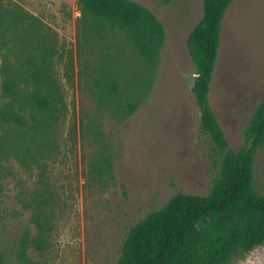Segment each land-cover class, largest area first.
<instances>
[{"label":"rangeland","instance_id":"rangeland-1","mask_svg":"<svg viewBox=\"0 0 264 264\" xmlns=\"http://www.w3.org/2000/svg\"><path fill=\"white\" fill-rule=\"evenodd\" d=\"M131 1L165 27L154 63L137 57L120 32L99 34L78 0L27 1L28 10L48 26L54 71L67 102L65 118L49 135L48 154L32 158L6 123L9 100L0 50V257L5 264H118L139 221L177 194L204 196L214 185L219 160L200 127L192 90L196 67L188 47L205 0ZM221 38L209 100L230 148L238 151L264 98V0H235ZM111 78L131 92L135 85L148 89L138 110L124 119L102 97L101 86ZM105 156L112 176L94 181L91 169ZM255 176L264 193V147L256 155ZM41 210L51 217L39 250L33 217ZM227 264H264V244Z\"/></svg>","mask_w":264,"mask_h":264},{"label":"trees","instance_id":"trees-1","mask_svg":"<svg viewBox=\"0 0 264 264\" xmlns=\"http://www.w3.org/2000/svg\"><path fill=\"white\" fill-rule=\"evenodd\" d=\"M27 1L0 0V50L3 92L9 100L6 123L17 143L35 158L51 149L49 135L65 118L67 102L54 71L55 46L48 26L28 10ZM234 1L205 0L204 16L188 38L196 67L192 90L201 111L200 127L219 160L214 185L204 196L177 194L139 221L123 243L118 264H227L264 244V193L255 176L256 155L264 147V98L238 151L230 148L209 100L223 20ZM78 5L99 34L118 31L137 57L150 63L158 60L166 30L148 8L131 0H78ZM116 78L101 86L102 97L108 106L114 103L112 110L124 119L138 110L148 89L135 85L131 92ZM100 162L91 169L97 175L94 181L111 175V160L105 156ZM50 217L44 210L33 217L38 229L33 244L39 250L45 246ZM0 264H5L1 257Z\"/></svg>","mask_w":264,"mask_h":264}]
</instances>
